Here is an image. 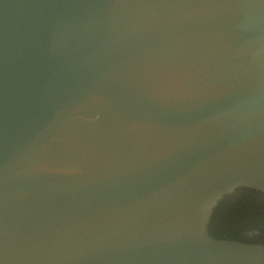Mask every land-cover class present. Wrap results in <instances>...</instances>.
<instances>
[{
  "label": "water",
  "instance_id": "95a60500",
  "mask_svg": "<svg viewBox=\"0 0 264 264\" xmlns=\"http://www.w3.org/2000/svg\"><path fill=\"white\" fill-rule=\"evenodd\" d=\"M264 192V0H0V264H264L215 238Z\"/></svg>",
  "mask_w": 264,
  "mask_h": 264
},
{
  "label": "trees",
  "instance_id": "16d2710c",
  "mask_svg": "<svg viewBox=\"0 0 264 264\" xmlns=\"http://www.w3.org/2000/svg\"><path fill=\"white\" fill-rule=\"evenodd\" d=\"M215 238L264 244V192L239 187L217 204L208 224Z\"/></svg>",
  "mask_w": 264,
  "mask_h": 264
}]
</instances>
